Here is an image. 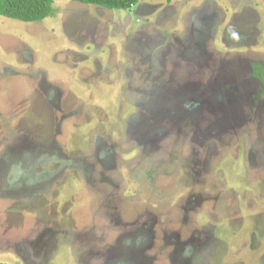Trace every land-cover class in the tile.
<instances>
[{"label":"rangeland","instance_id":"374dc122","mask_svg":"<svg viewBox=\"0 0 264 264\" xmlns=\"http://www.w3.org/2000/svg\"><path fill=\"white\" fill-rule=\"evenodd\" d=\"M0 15V264H264V2L54 0Z\"/></svg>","mask_w":264,"mask_h":264},{"label":"trees","instance_id":"16d2710c","mask_svg":"<svg viewBox=\"0 0 264 264\" xmlns=\"http://www.w3.org/2000/svg\"><path fill=\"white\" fill-rule=\"evenodd\" d=\"M107 9H128L140 0H74ZM54 0H0V15L20 21H38L53 13ZM264 2V0H263Z\"/></svg>","mask_w":264,"mask_h":264}]
</instances>
